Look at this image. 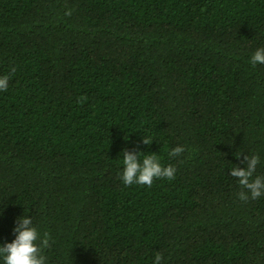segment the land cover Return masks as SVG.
Instances as JSON below:
<instances>
[{"label": "trees", "instance_id": "trees-1", "mask_svg": "<svg viewBox=\"0 0 264 264\" xmlns=\"http://www.w3.org/2000/svg\"><path fill=\"white\" fill-rule=\"evenodd\" d=\"M258 46L264 0H0V242L25 214L47 264H264V197L229 175H264ZM124 149L175 178L123 185Z\"/></svg>", "mask_w": 264, "mask_h": 264}, {"label": "clouds", "instance_id": "clouds-1", "mask_svg": "<svg viewBox=\"0 0 264 264\" xmlns=\"http://www.w3.org/2000/svg\"><path fill=\"white\" fill-rule=\"evenodd\" d=\"M64 15L70 16L71 10L66 9ZM249 62L253 66L264 64V46H258L252 52ZM8 88L9 76L0 75V92H5ZM152 141L153 138L150 135H143V144L149 145ZM184 151L183 145H176L169 152V157H177ZM121 153L122 168L119 171V179L125 186L135 184L150 187L155 179L171 181L175 178V166L171 163L163 164L154 152L124 149ZM260 163L261 155L252 152L244 155L241 161L243 167L236 164L230 167L229 175L235 178L240 186V191L236 194L240 201L247 202L264 197V175L257 174V167ZM12 232L14 238L10 242H0V264H47L43 249L49 244L48 234L40 233L31 215L23 214L17 217ZM163 261V255L156 252L151 264H163Z\"/></svg>", "mask_w": 264, "mask_h": 264}]
</instances>
